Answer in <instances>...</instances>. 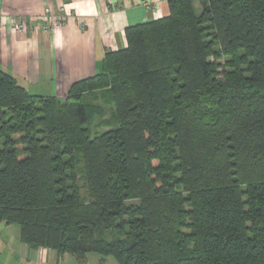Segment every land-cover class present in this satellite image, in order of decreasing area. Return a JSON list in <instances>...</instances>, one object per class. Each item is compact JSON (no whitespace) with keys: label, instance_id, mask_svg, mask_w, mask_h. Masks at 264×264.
Wrapping results in <instances>:
<instances>
[{"label":"trees","instance_id":"1","mask_svg":"<svg viewBox=\"0 0 264 264\" xmlns=\"http://www.w3.org/2000/svg\"><path fill=\"white\" fill-rule=\"evenodd\" d=\"M194 1L126 27L64 98L0 67V223L23 242L79 264H264V0Z\"/></svg>","mask_w":264,"mask_h":264},{"label":"crops","instance_id":"2","mask_svg":"<svg viewBox=\"0 0 264 264\" xmlns=\"http://www.w3.org/2000/svg\"><path fill=\"white\" fill-rule=\"evenodd\" d=\"M47 7L54 14L65 7V24L51 27L43 19ZM168 14L169 0H0V67L30 93L64 98L74 81L102 70L108 50L126 46V27ZM0 264L79 263L68 252L23 242L20 226L1 222ZM83 264L119 262L90 253Z\"/></svg>","mask_w":264,"mask_h":264},{"label":"built area","instance_id":"3","mask_svg":"<svg viewBox=\"0 0 264 264\" xmlns=\"http://www.w3.org/2000/svg\"><path fill=\"white\" fill-rule=\"evenodd\" d=\"M68 17V11L64 7L62 9V12L60 14H54L53 11L51 10L50 7H47L45 9V17H43L44 20L51 26V27H57L65 24L66 20ZM14 28L19 29V30H26L27 29V24L22 22V23H15Z\"/></svg>","mask_w":264,"mask_h":264},{"label":"rangeland","instance_id":"4","mask_svg":"<svg viewBox=\"0 0 264 264\" xmlns=\"http://www.w3.org/2000/svg\"><path fill=\"white\" fill-rule=\"evenodd\" d=\"M194 4H195V7L196 8H199V3L198 2H196V1H194ZM91 96H94V94L93 95H85V100H87V101H90L91 99H92V97ZM93 102H90V103H94V104H96V105H103V106H105L106 107V110H107V116L108 117H110L113 113H112V105L111 104H109L108 102H103L102 100H98V101H96V100H92ZM107 128H104V127H101V128H94V130H93V132H92V136L94 135V134H96V133H101V132H103V131H105ZM18 225V224H17ZM19 226V225H18Z\"/></svg>","mask_w":264,"mask_h":264}]
</instances>
